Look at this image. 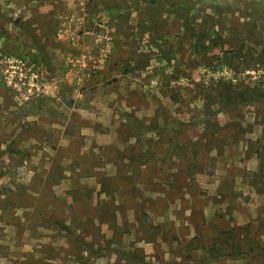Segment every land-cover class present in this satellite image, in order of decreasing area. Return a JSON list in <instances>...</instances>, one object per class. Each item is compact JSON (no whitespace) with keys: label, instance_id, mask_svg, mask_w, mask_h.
<instances>
[{"label":"rangeland","instance_id":"rangeland-1","mask_svg":"<svg viewBox=\"0 0 264 264\" xmlns=\"http://www.w3.org/2000/svg\"><path fill=\"white\" fill-rule=\"evenodd\" d=\"M0 264H264V0H0Z\"/></svg>","mask_w":264,"mask_h":264},{"label":"trees","instance_id":"trees-1","mask_svg":"<svg viewBox=\"0 0 264 264\" xmlns=\"http://www.w3.org/2000/svg\"><path fill=\"white\" fill-rule=\"evenodd\" d=\"M65 236H66V239L68 240V242H69L71 245H74V244H75V247H76L77 249H81L82 247H84V244L76 242V241L74 240V238H73L69 233L66 232ZM82 251H83V252H84V251H86V252L88 251L89 255L93 252L91 247H86V249H85V250H82ZM94 253H95V252H94ZM94 253H93V254H94Z\"/></svg>","mask_w":264,"mask_h":264}]
</instances>
